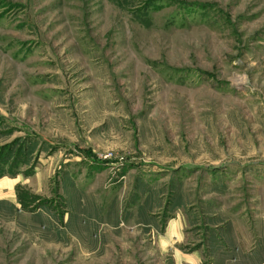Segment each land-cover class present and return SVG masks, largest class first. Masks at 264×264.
I'll return each mask as SVG.
<instances>
[{
  "label": "rangeland",
  "instance_id": "374dc122",
  "mask_svg": "<svg viewBox=\"0 0 264 264\" xmlns=\"http://www.w3.org/2000/svg\"><path fill=\"white\" fill-rule=\"evenodd\" d=\"M0 264H264V0H0Z\"/></svg>",
  "mask_w": 264,
  "mask_h": 264
}]
</instances>
